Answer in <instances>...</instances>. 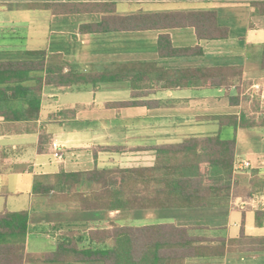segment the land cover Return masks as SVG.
Masks as SVG:
<instances>
[{
    "label": "crops",
    "instance_id": "1",
    "mask_svg": "<svg viewBox=\"0 0 264 264\" xmlns=\"http://www.w3.org/2000/svg\"><path fill=\"white\" fill-rule=\"evenodd\" d=\"M199 12H214L228 37L200 39L194 26L172 24ZM162 35L170 36L176 48L200 46L203 53L162 57ZM263 48L264 0H0V61L44 50L60 56L66 70L123 71L126 76L97 84L45 86L37 119L11 121L0 116V212L29 210L28 252L54 251L72 229L84 232L86 245L91 229L172 222L201 228L214 240L225 239L228 252L213 262L264 264V250L242 249L249 243L239 240L264 236V215L261 225L257 216L264 212L260 186L264 177L259 171L264 163ZM232 66L243 69V78L230 88L203 87L196 79H188L187 86L165 87L167 81H177L174 72ZM165 74L172 78L161 77ZM134 91L142 93L139 100L159 105L114 107L116 102L132 100ZM238 94L240 103L233 105L230 96ZM231 116L256 123L235 129L230 198L212 199L200 208L84 210L80 196L92 195L93 184L79 183L73 190L59 185L63 172L154 167L159 160L157 146L211 136L198 126L213 121L223 126L221 118ZM42 132L50 136L43 152L39 151ZM54 142L62 146L61 158L54 156ZM245 151L258 158L257 166L250 162V167L238 168V163L249 161L242 157ZM36 184L55 188L36 194ZM43 237L52 239L50 249H36ZM32 245L35 248L30 249Z\"/></svg>",
    "mask_w": 264,
    "mask_h": 264
},
{
    "label": "trees",
    "instance_id": "2",
    "mask_svg": "<svg viewBox=\"0 0 264 264\" xmlns=\"http://www.w3.org/2000/svg\"><path fill=\"white\" fill-rule=\"evenodd\" d=\"M188 19L175 20L173 25H192L200 39L214 40L228 37V29L221 27L214 12L191 13ZM171 24V21L170 23ZM143 25H140L141 27ZM94 31L97 27H91ZM162 57L201 55L200 46L176 48L170 36L159 39ZM26 58L0 61V116L11 121L33 120L42 109L45 86L69 87L81 84H97L101 81L123 79L121 73L88 72L74 68L66 70L67 64L58 55L46 51H28ZM264 69V48L261 58ZM169 73V72H167ZM170 74V73H169ZM161 77L172 78L171 75ZM243 78L238 66L193 68L173 73V84L165 87L187 86L188 79L200 81L210 88H230ZM168 80V79H167ZM141 92L134 91L133 99L114 103V107L149 105L159 101H143ZM233 105L240 103V95L230 96ZM68 111H62L61 115ZM72 117V116H71ZM223 125L235 129L253 126L256 122L242 116L221 118ZM50 136L42 132L39 151ZM236 138L225 139L221 134L193 136L177 144L157 146L159 160L154 167L146 168H95L84 172H63L59 185L73 190L77 184L90 182L92 195H81L84 210H120L200 208L212 199L230 198L234 195L232 179L236 159ZM119 150V147H110ZM217 175L213 174V169ZM221 174V175H220ZM264 188V181L262 185ZM55 186L36 184V194H48ZM251 195L253 192L250 193ZM264 212H257L258 224ZM30 227L29 210L0 212V264H26L28 262L103 264H222L212 260L223 258L228 252L226 240L213 239L201 228L179 226L176 223H157L145 226H122L95 228L88 231V244L83 245L84 232L69 230L54 251L30 253L26 238ZM200 230V231H199ZM216 244H211V241ZM243 248L250 251L264 250L263 237L243 236L239 239ZM108 241L110 245H108Z\"/></svg>",
    "mask_w": 264,
    "mask_h": 264
},
{
    "label": "rangeland",
    "instance_id": "3",
    "mask_svg": "<svg viewBox=\"0 0 264 264\" xmlns=\"http://www.w3.org/2000/svg\"><path fill=\"white\" fill-rule=\"evenodd\" d=\"M198 129L204 131V129L208 132H210V135L213 134H217L219 131H221L222 133V137L225 139H232L235 136V128L232 127V125H223L221 126V124L218 123V121H213L210 124H206V125H199ZM243 153V152H240ZM242 157H244L246 160H249L251 163H255V166L258 165V158L256 156H254L253 154H251V152L249 151H245V154L242 155ZM216 170H218L217 168L213 169V174L217 175ZM259 171L261 173V176L264 177V163L263 165L259 168ZM232 214V213H231ZM236 214V213H234ZM231 223H234V220L230 221ZM157 223V222H155ZM137 225H144V223L142 222H134V226ZM205 234V233H200ZM52 239L48 238V237H43L40 241V244H38V247L36 249H50L52 247ZM33 245L30 246V249H33ZM35 248V247H34ZM85 264H103L101 262H87Z\"/></svg>",
    "mask_w": 264,
    "mask_h": 264
},
{
    "label": "built area",
    "instance_id": "4",
    "mask_svg": "<svg viewBox=\"0 0 264 264\" xmlns=\"http://www.w3.org/2000/svg\"><path fill=\"white\" fill-rule=\"evenodd\" d=\"M53 148H54V156L57 158H61L62 157V146H60L59 143L54 142L53 143ZM250 161H243L241 163H238V168H248L250 167Z\"/></svg>",
    "mask_w": 264,
    "mask_h": 264
}]
</instances>
